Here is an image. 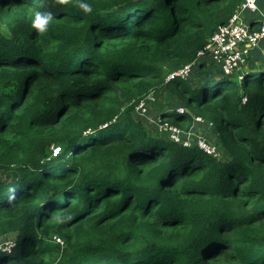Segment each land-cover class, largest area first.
Returning a JSON list of instances; mask_svg holds the SVG:
<instances>
[{"label":"trees","instance_id":"trees-1","mask_svg":"<svg viewBox=\"0 0 264 264\" xmlns=\"http://www.w3.org/2000/svg\"><path fill=\"white\" fill-rule=\"evenodd\" d=\"M240 2L0 0V264H264V41L166 81ZM160 82L180 139L136 115Z\"/></svg>","mask_w":264,"mask_h":264},{"label":"built area","instance_id":"built-area-1","mask_svg":"<svg viewBox=\"0 0 264 264\" xmlns=\"http://www.w3.org/2000/svg\"><path fill=\"white\" fill-rule=\"evenodd\" d=\"M257 1L241 0L238 8L230 16L229 21L218 25L205 45L197 51L195 58L171 71L166 76V81L173 78H189L195 66L203 58H210L221 68L224 74H236L239 78H242L243 71L245 70L243 68L247 66L248 54L251 48L260 41H264V22L254 26L246 22L243 17L245 11L257 9ZM154 98L152 92L147 93L139 100L135 106V110L142 115L148 114V104L152 103ZM244 98L246 99V97ZM179 110L183 111L184 109ZM155 118L157 119L155 122L157 121L156 123L159 126L179 135L180 129L177 126L169 125L168 122H164L159 116ZM197 119L203 120V117L197 116ZM174 138H178V136H174ZM200 147L207 152H211L209 146L204 142L200 144ZM55 239L63 242L59 237H55Z\"/></svg>","mask_w":264,"mask_h":264},{"label":"rangeland","instance_id":"rangeland-1","mask_svg":"<svg viewBox=\"0 0 264 264\" xmlns=\"http://www.w3.org/2000/svg\"><path fill=\"white\" fill-rule=\"evenodd\" d=\"M244 14H250L249 11H245ZM192 75V74H191ZM190 75V76H191ZM197 76V72H195L193 74L192 78V82L196 83V78ZM168 87L165 86L164 83H159L155 88L150 89L154 95V101L150 104H148V115L147 113L142 115L139 114V112L137 110H135L136 115L137 116H144L143 118L145 119V123H147L149 125V128L158 132V134H160L159 136L161 137H177L178 139H180L181 137L177 134H174L173 132H171L169 129H164L162 126H159L155 120H157L155 117H157L162 111L163 108H168V109H173V108H179V109H186L185 105L183 102H180L179 99L172 94V92L167 89ZM246 99L244 98L243 101H245ZM204 120V119H203ZM193 136V135H192ZM198 137V144H202L203 142L206 143L211 152L213 154L217 153H226V151H222L221 149L217 148L214 144H212L208 139H207V134L206 131H202L200 134L197 135ZM187 143H190L189 140L186 141ZM56 147V148H55ZM54 147V152L58 151L59 148H57V146ZM1 177V175H0ZM15 239V235L12 234V236H3L0 235V246H10V244H12L14 242Z\"/></svg>","mask_w":264,"mask_h":264},{"label":"crops","instance_id":"crops-1","mask_svg":"<svg viewBox=\"0 0 264 264\" xmlns=\"http://www.w3.org/2000/svg\"><path fill=\"white\" fill-rule=\"evenodd\" d=\"M249 11V10H247ZM254 11H259L261 14V17L256 15L254 13ZM250 14H243V17L245 19L246 22L250 23V24H259L261 22H264V9H261L259 6L257 7V9L253 10V11H249ZM258 18V19H257ZM256 22V23H254Z\"/></svg>","mask_w":264,"mask_h":264},{"label":"clouds","instance_id":"clouds-1","mask_svg":"<svg viewBox=\"0 0 264 264\" xmlns=\"http://www.w3.org/2000/svg\"><path fill=\"white\" fill-rule=\"evenodd\" d=\"M84 7L87 8L88 5H84ZM37 17H38V18L34 21V23H36V24H40V23H41V20L39 19V14H37Z\"/></svg>","mask_w":264,"mask_h":264}]
</instances>
